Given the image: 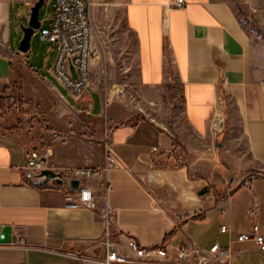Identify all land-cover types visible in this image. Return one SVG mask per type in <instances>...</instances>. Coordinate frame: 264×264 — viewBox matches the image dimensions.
Returning a JSON list of instances; mask_svg holds the SVG:
<instances>
[{
    "label": "crops",
    "instance_id": "crops-1",
    "mask_svg": "<svg viewBox=\"0 0 264 264\" xmlns=\"http://www.w3.org/2000/svg\"><path fill=\"white\" fill-rule=\"evenodd\" d=\"M9 1L0 0V88L11 81L17 53L7 41ZM46 1L53 10L58 0ZM88 1L101 55L120 24L132 34L135 88L107 97L91 67V84L78 98L56 80L71 101L43 79L65 134H51L34 119L24 124L26 112L2 107L0 97V226L28 245L0 243V264H99L103 223L95 210L68 207L66 196L77 191L70 169L103 164L105 137L119 166L77 180L98 205L115 209L118 229L143 246L218 242L234 251L233 264H264L253 241L236 239L254 222L264 233V46L253 42L238 14L264 25V0H238L240 9L231 0H184L182 7L173 0ZM65 111L71 114L62 117ZM29 154L63 178H26ZM178 214L186 219L178 222Z\"/></svg>",
    "mask_w": 264,
    "mask_h": 264
},
{
    "label": "built area",
    "instance_id": "built-area-1",
    "mask_svg": "<svg viewBox=\"0 0 264 264\" xmlns=\"http://www.w3.org/2000/svg\"><path fill=\"white\" fill-rule=\"evenodd\" d=\"M172 3L176 7L185 5L184 0H173ZM88 7V0H58L50 15V31L41 34V39L57 43V55L50 70L52 75L76 98L90 86L92 63L101 57V48L93 37ZM216 124L217 127L221 125L220 122ZM118 166L119 161L113 151L112 141L105 137L103 164L97 167H75L70 169L68 174L77 179L93 177ZM46 168L48 167L41 157L29 154L23 166V174L28 179L44 177L41 172ZM53 178L60 180L63 175ZM66 202L68 207H84L97 211L103 223V253L95 260L99 264H233L236 256L230 247L221 246L218 242L204 247L191 238L178 246H169L167 243L143 246L117 228L115 209L108 203L98 205L94 193L87 186L78 185L74 194L66 196ZM254 212L255 208H250L249 214ZM177 218L180 222L186 219V216L178 214ZM219 230L225 233L229 231V225L223 222ZM236 239L240 242L253 241L264 251V233L259 231L256 222L249 230L239 233ZM7 244L28 247L23 236L11 239ZM67 255L82 261L89 259L78 253Z\"/></svg>",
    "mask_w": 264,
    "mask_h": 264
},
{
    "label": "rangeland",
    "instance_id": "rangeland-1",
    "mask_svg": "<svg viewBox=\"0 0 264 264\" xmlns=\"http://www.w3.org/2000/svg\"><path fill=\"white\" fill-rule=\"evenodd\" d=\"M36 0H30V6ZM235 9H240L238 0H231ZM30 6L21 0H10L9 11L7 19V41L12 50L17 53L13 57L14 65L11 81L9 86L0 88V93L8 94L7 98L2 99V107L18 106L26 112L23 114L25 124L31 120L29 124H34L38 121L40 124L47 126L51 134L57 132L65 134L62 124L54 121L51 112L55 108V95L46 81H48L58 92L69 98L67 91L62 88L55 77L51 74V67L57 55V43L49 41L48 39H41L42 33L50 31V15L52 7L49 2L44 1L39 10V20L41 25L34 30L31 37L30 49L27 52H21L18 49V43L22 37L21 24H27ZM243 26L247 28L253 42L264 46V25H259L251 22L247 14L242 10L238 12ZM118 35L114 40H108L105 45L106 54L101 55L94 61L96 82L98 89L103 95L107 97L113 96V99H118V95L131 92L135 88V71L136 59L134 56V39L132 34L125 32L123 24L117 28ZM3 32L0 30V40ZM5 44V41L3 42ZM4 47H6L4 45ZM34 67L36 74L41 77L35 76L27 67ZM46 81H44V80ZM16 107H13L12 115L15 116ZM53 113V112H52ZM70 112L65 111L62 117L70 115ZM11 115V116H12ZM11 116L8 118L11 119ZM29 118V119H28ZM34 119V120H33ZM13 121V120H12ZM11 121V122H12ZM31 126V128H33ZM77 134V133H76ZM97 150H101L100 138L92 136ZM264 173V171H262Z\"/></svg>",
    "mask_w": 264,
    "mask_h": 264
},
{
    "label": "water",
    "instance_id": "water-1",
    "mask_svg": "<svg viewBox=\"0 0 264 264\" xmlns=\"http://www.w3.org/2000/svg\"><path fill=\"white\" fill-rule=\"evenodd\" d=\"M44 0H36L30 6V14L27 21V24H21L22 37L18 43V49L21 52H27L30 49L31 37L34 33V30L41 25V21L39 20V10L43 5ZM41 175L55 177L59 176V173H55L49 168L42 170ZM78 180L73 179L71 181V187L77 188ZM208 187H203L200 189L199 194H204L207 192ZM11 240V227L10 226H0V243H8Z\"/></svg>",
    "mask_w": 264,
    "mask_h": 264
},
{
    "label": "trees",
    "instance_id": "trees-1",
    "mask_svg": "<svg viewBox=\"0 0 264 264\" xmlns=\"http://www.w3.org/2000/svg\"><path fill=\"white\" fill-rule=\"evenodd\" d=\"M0 97H1V99H4L5 98L4 95H1ZM175 144L176 145H179L178 141H175Z\"/></svg>",
    "mask_w": 264,
    "mask_h": 264
}]
</instances>
